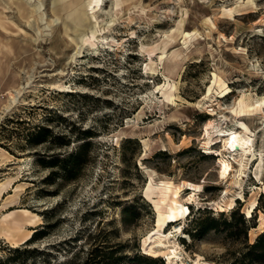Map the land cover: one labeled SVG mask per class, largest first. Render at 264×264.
Wrapping results in <instances>:
<instances>
[{
    "label": "rangeland",
    "instance_id": "1",
    "mask_svg": "<svg viewBox=\"0 0 264 264\" xmlns=\"http://www.w3.org/2000/svg\"><path fill=\"white\" fill-rule=\"evenodd\" d=\"M68 2L0 0V219L39 216L28 264H177L147 255L143 240L166 185L162 212L174 191L183 202L193 192L188 182L199 185L195 200L165 227L182 260L264 264L243 257L264 230V0H102L94 11L95 0ZM77 8L85 23L75 27ZM239 121L257 155L239 178L232 159L222 179L217 155L229 154L219 134ZM40 136L47 141L31 143ZM86 143L72 179L41 163ZM207 218L216 228L192 237ZM21 245L0 236V258Z\"/></svg>",
    "mask_w": 264,
    "mask_h": 264
},
{
    "label": "bare ground",
    "instance_id": "2",
    "mask_svg": "<svg viewBox=\"0 0 264 264\" xmlns=\"http://www.w3.org/2000/svg\"><path fill=\"white\" fill-rule=\"evenodd\" d=\"M79 0H70L68 5H76ZM96 4L91 8L94 11L95 7L100 6L98 9L102 10V0H95ZM66 4H61L54 8V12L58 10H64L67 7ZM71 20L73 24L76 26H82L85 23V12L83 8H77L73 10L70 14ZM204 24L209 25V28L213 23L210 19L204 20ZM185 37H191L190 33H185ZM93 37V35L91 36ZM90 38V37H89ZM87 39H84L86 42ZM102 44L108 43L107 38H102L100 41ZM163 59V55L160 56V60ZM213 81L212 84L216 82V74L213 73ZM212 84L208 87L206 96L210 94ZM164 85L160 88L163 90ZM228 90L225 88L222 95H225ZM166 100L171 101L172 95L163 93ZM264 104V99L256 105V107H260ZM239 114H249L246 110H240ZM206 132L208 130L206 128ZM222 138L221 141L223 152L218 153L217 156V165H218V174L219 177L225 179L233 170V165L231 160L235 159L238 162L239 168L236 170L237 177H242L246 173V169L248 166V162L254 160L257 155L255 149V133H251L249 126L243 122L239 121L236 129H229L226 132L223 131L219 134ZM209 141L206 142L207 145H211L213 143L208 144ZM263 156L261 152L258 155V163L257 169L261 168L263 163ZM199 185H194L188 182V188L192 189L193 192L189 194L184 200H181L180 192L174 191L172 194V198L170 199V206L166 210V212L161 211V204H165L168 200V193L171 190L170 184L166 185V194H164L158 202H154V209L157 213V224L156 228L152 229L143 240V249L147 255L159 256L164 255L165 259L168 263H177V264H211L202 259L201 256L197 255L191 263L184 262L182 260L181 253L178 251L179 244L177 241L173 239V237L169 233H166L165 227L169 225L171 222H177L183 219L187 212L189 211V204L195 200V191ZM257 205V201L254 200L251 202L250 207H248L245 211V216L250 217L252 215L253 210ZM39 216L28 209H20L19 211L9 212L2 216L0 219V236L4 238L7 242H10L12 245H17L25 243L35 231V227L39 223ZM260 225L264 227V217L260 212ZM25 227H31V229H26ZM176 232L181 231L182 226L180 224H176L173 226ZM165 249V250H162Z\"/></svg>",
    "mask_w": 264,
    "mask_h": 264
},
{
    "label": "trees",
    "instance_id": "3",
    "mask_svg": "<svg viewBox=\"0 0 264 264\" xmlns=\"http://www.w3.org/2000/svg\"><path fill=\"white\" fill-rule=\"evenodd\" d=\"M47 136H40L37 140H31V143L39 144L47 141ZM31 139L30 137L28 140ZM88 143L83 144L77 149L76 152L71 153L68 157H60L57 154H52L49 156V158L41 160V163L45 167L50 168H56V171H52V174H59L65 178L72 179L74 178V175L71 174L72 172V164H79L82 160V155L87 147ZM72 161L70 163V161ZM71 164V165H70ZM259 207V202L257 203L255 209L252 212L253 213L257 210ZM239 214L236 210L231 212V215L235 217L236 214ZM240 215L239 221L245 226L246 230L249 229V226L247 224V220L243 217L242 214ZM205 220L207 222H205ZM204 221L201 220L196 224V227L194 228L195 232L191 233L192 237L196 236H203L208 230L215 229L216 228V222L214 218H207ZM38 230H35L32 234V236L21 246H17L15 248H10L9 252L10 254L6 257L0 258V264H28V259L30 256H32V253L35 251V249L27 248L26 245H28L30 242H33L35 239H37ZM244 258L248 259L251 262H262L264 261V230L257 235L255 241L251 244H247V250L246 253L243 256Z\"/></svg>",
    "mask_w": 264,
    "mask_h": 264
}]
</instances>
